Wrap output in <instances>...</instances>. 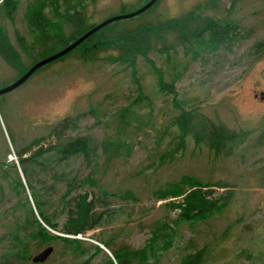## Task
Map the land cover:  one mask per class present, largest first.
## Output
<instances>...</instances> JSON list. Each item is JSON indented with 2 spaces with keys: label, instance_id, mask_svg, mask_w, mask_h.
Returning a JSON list of instances; mask_svg holds the SVG:
<instances>
[{
  "label": "rangeland",
  "instance_id": "1",
  "mask_svg": "<svg viewBox=\"0 0 264 264\" xmlns=\"http://www.w3.org/2000/svg\"><path fill=\"white\" fill-rule=\"evenodd\" d=\"M14 1L17 8L10 17L0 10V28L14 46L16 34L29 37L25 29L29 8L42 7L48 33L60 30L68 35L66 12L83 6L90 21L100 23L121 14V8L133 12L145 2ZM189 15L211 17L229 26L228 36L215 44L204 34L165 53H148L138 58L134 69L110 59V52L84 61L78 50L39 69L0 97V237L33 218L23 205L31 189L8 130L17 147L32 144L35 150L54 143L51 128L67 119L71 128L65 136L91 139L87 157L51 160L48 169L31 178V186L57 225L56 231L49 230L55 236H65L60 232L68 209L64 202L85 191L100 200L97 210L103 218L86 234L67 236L80 242L74 250L61 242L38 246L36 237L28 240L30 257L51 246L53 252L42 264H106L112 256L105 242L113 249L138 250L152 238L151 231L164 224L161 239L152 243L150 251L157 258L150 259V264H176L189 240L208 241L228 227L231 237L224 248L232 255L216 264H262L255 257L264 250V0H159L125 26ZM22 62L26 71L32 59L22 57ZM19 75L0 60V85L12 83ZM160 83L172 86L174 93L161 92ZM139 94L145 100L138 101ZM178 107L196 109L228 129L247 131L249 137L225 158L215 157L191 140L176 152L177 133L167 128ZM116 135L122 149L107 160L103 143ZM87 178L94 185L84 183ZM30 228L34 226L27 225V233ZM7 247L0 243V264H34L3 261ZM245 248L252 253L249 261L237 257Z\"/></svg>",
  "mask_w": 264,
  "mask_h": 264
},
{
  "label": "trees",
  "instance_id": "2",
  "mask_svg": "<svg viewBox=\"0 0 264 264\" xmlns=\"http://www.w3.org/2000/svg\"><path fill=\"white\" fill-rule=\"evenodd\" d=\"M144 1L145 4L149 0ZM157 2L147 11L153 8ZM16 6L14 0H0V10H4L8 17L15 12ZM80 8V10L66 12L63 16L69 28L68 35L63 34L60 30L53 35L48 33V20L42 7L29 8L25 15V29L29 35L28 38L16 34V46H14L0 28V60L17 71L20 77L37 61L62 50L98 24L90 21L83 6ZM121 10V14L126 13L124 8H121ZM144 13L131 19H137ZM131 19L120 20L103 27L57 61H61L78 50H81V57L84 61L93 60L98 53L110 52V59L124 64L127 68L134 69L138 58L148 53H165L166 50L174 48L175 45L188 44L202 38L204 34H209L213 43L221 44L229 34V26H222L213 18L207 16L195 18L193 15H189V17L164 23L141 22L132 27L125 26V23L130 22ZM172 38H175L174 43L171 42ZM22 57L32 59V63L26 71L23 67ZM3 86L4 84H1L0 88H3ZM159 88L161 92L167 90L174 93V89L170 85L166 86L160 83ZM144 98L142 94H139L138 101L145 100ZM178 109L179 112L172 118L170 126L167 128L173 129L177 133L179 142L176 145V152L184 149L186 140H191L194 145L207 149L215 157L225 158L231 156L249 137L247 131L228 129L224 125L210 120L196 109H184L183 107H178ZM122 122L127 123L125 120ZM70 128V121L67 119L59 121L51 128L52 132L50 133V135L56 137V141L54 143L49 142L46 147L40 146L35 150H32V144L17 147L13 134L8 130L9 140L16 149L18 165L27 179V187L31 189L30 199L25 197L23 205L27 209V216L33 218L30 221L25 219L24 225L20 224L8 235L0 237V243L8 245L7 251L2 254L3 261L12 259L26 262L30 260V243L28 240L35 237L39 243L38 246L50 242H61L66 247L74 250L75 247L80 245V242L67 236L84 235L99 226L103 218L102 213L97 210L100 200L91 197L90 192L85 191L64 202V208L68 209L66 221L60 232L65 236L53 235L49 230L56 231L57 225L49 215H46L44 210L45 201L31 186V178L36 173L48 169L51 160L62 162L79 156L87 157L91 139L87 136H65ZM164 133L166 134L165 131ZM121 145L122 142L118 135L105 139L103 143L105 149L103 150L107 153V160L119 155L122 149ZM91 181L93 180L91 179ZM91 181L87 178L83 182L93 184ZM17 185L24 190L25 186L21 182ZM68 195L69 192H66L65 197ZM65 197H62L61 200L64 201ZM36 216L39 220L36 219ZM196 216H200V214ZM27 225L34 226V228H30L28 233L26 231L28 230ZM163 226L164 224L160 228L151 231L152 238L146 242L143 248L138 250H128L126 247L113 249L108 242H105L104 245L112 256L111 259L108 257L106 264H150V259L157 258V254L150 251L154 247L152 243L157 238L161 239L164 231ZM230 230L231 228L228 227L222 232H217L218 234H213L211 240L204 242L197 243L189 240L181 248L176 264H216L226 259L229 255H232L229 250L224 248V243L231 237ZM257 254L258 257L256 256L255 259L264 264V250L257 252ZM239 256L245 257L249 261L252 258V253L245 248L238 252L237 257Z\"/></svg>",
  "mask_w": 264,
  "mask_h": 264
},
{
  "label": "water",
  "instance_id": "3",
  "mask_svg": "<svg viewBox=\"0 0 264 264\" xmlns=\"http://www.w3.org/2000/svg\"><path fill=\"white\" fill-rule=\"evenodd\" d=\"M157 1L158 0H149L147 3H145L143 6H141L140 8H138L137 10H135L133 12L111 16V17L103 20L102 22L96 24L89 31H87L85 34L80 36L75 41L71 42L65 48H63L62 50H60V51H58V52H56V53H54V54H52L46 58H43V59L37 61L23 75H21L18 79H16L12 83L8 84L7 86L0 88V96L5 95V94L15 90L19 86H21L38 69H40L41 67L61 58L62 56L66 55L67 53L71 52L72 50L77 48L85 39H87L89 36H91L95 32L99 31L103 27H105L111 23L120 21V20H127V19L134 18V17L144 13L145 11H147ZM52 252H53V248L51 246H47L43 250H41L40 252H38L37 254L32 256L30 258V260L34 264H42L43 262H45L47 260V258L50 256V254Z\"/></svg>",
  "mask_w": 264,
  "mask_h": 264
}]
</instances>
